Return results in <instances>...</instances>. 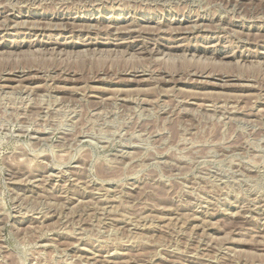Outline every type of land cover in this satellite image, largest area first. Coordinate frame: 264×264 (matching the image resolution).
<instances>
[{
  "label": "rangeland",
  "instance_id": "rangeland-1",
  "mask_svg": "<svg viewBox=\"0 0 264 264\" xmlns=\"http://www.w3.org/2000/svg\"><path fill=\"white\" fill-rule=\"evenodd\" d=\"M0 264H264V0H0Z\"/></svg>",
  "mask_w": 264,
  "mask_h": 264
},
{
  "label": "bare ground",
  "instance_id": "bare-ground-1",
  "mask_svg": "<svg viewBox=\"0 0 264 264\" xmlns=\"http://www.w3.org/2000/svg\"><path fill=\"white\" fill-rule=\"evenodd\" d=\"M90 1V0H89Z\"/></svg>",
  "mask_w": 264,
  "mask_h": 264
}]
</instances>
